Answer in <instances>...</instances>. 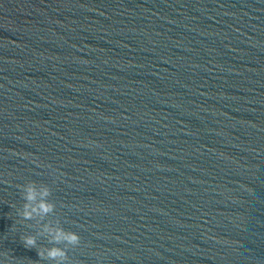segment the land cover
Wrapping results in <instances>:
<instances>
[{
  "label": "water",
  "instance_id": "95a60500",
  "mask_svg": "<svg viewBox=\"0 0 264 264\" xmlns=\"http://www.w3.org/2000/svg\"><path fill=\"white\" fill-rule=\"evenodd\" d=\"M0 264H264V0H0Z\"/></svg>",
  "mask_w": 264,
  "mask_h": 264
}]
</instances>
